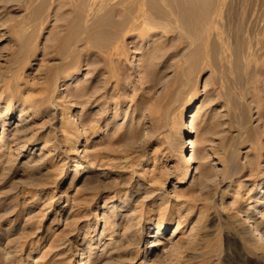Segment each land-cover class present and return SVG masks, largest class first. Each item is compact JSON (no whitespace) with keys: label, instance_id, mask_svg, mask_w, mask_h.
Returning a JSON list of instances; mask_svg holds the SVG:
<instances>
[{"label":"rangeland","instance_id":"obj_1","mask_svg":"<svg viewBox=\"0 0 264 264\" xmlns=\"http://www.w3.org/2000/svg\"><path fill=\"white\" fill-rule=\"evenodd\" d=\"M226 1L0 0V264H264V0Z\"/></svg>","mask_w":264,"mask_h":264},{"label":"bare ground","instance_id":"obj_2","mask_svg":"<svg viewBox=\"0 0 264 264\" xmlns=\"http://www.w3.org/2000/svg\"><path fill=\"white\" fill-rule=\"evenodd\" d=\"M180 1V0H179ZM181 2H182V0H181ZM216 2H217V4H218V12L217 13H219L221 10H226V9H229L231 6H230V4L228 3V1H226V0H216ZM177 3H178V1H177ZM179 4H180V2H179ZM179 4H177V5H179ZM182 5V4H181ZM181 5H179V6H181ZM182 7V6H181ZM253 9V8H252ZM248 14V13H247ZM224 16V15H223ZM216 17V16H215ZM249 17V16H248ZM255 17V16H254ZM179 19V18H178ZM217 19V18H216ZM219 19V18H218ZM223 20H226V19H223ZM178 21V20H177ZM181 21V20H180ZM226 21H224V23H225ZM178 23H176V25H177ZM214 24H216V23H214ZM220 24V23H219ZM228 24V23H227ZM245 24V23H244ZM182 25V24H181ZM247 25V24H246ZM178 26V25H177ZM216 26V25H215ZM219 26H221V25H219ZM219 26H217L218 28H219ZM228 27V26H227ZM229 27H231V25L229 26ZM228 29V28H227ZM230 29V28H229ZM231 29H232V27H231ZM233 30H234V28H233ZM237 30V29H236ZM223 31H225V30H223ZM228 31H230V30H228ZM219 32V31H218ZM236 32H238V31H236ZM239 33V32H238ZM216 34H217V32H216ZM222 34V33H221ZM224 34V33H223ZM225 34H226V32H225ZM243 34V33H242ZM227 35V34H226ZM218 36V35H217ZM225 36V35H224ZM231 35H229V37H230ZM246 36V35H245ZM250 36V35H249ZM228 37V36H227ZM235 37H236V35H235ZM222 38V37H221ZM243 38V37H242ZM248 38V37H247ZM223 39H225V38H223ZM226 40V39H225ZM225 40H223V41H225ZM237 40V39H236ZM241 40V39H240ZM239 39H238V43H237V45H236V47H235V53H236V56H237V59H238V57H239V49L241 48V45L242 44H244V39L242 40L243 41V43H241V41H240ZM248 40V39H247ZM250 40H251V38H250ZM215 41V40H214ZM213 41V42H214ZM227 41V40H226ZM232 41V40H231ZM234 41V40H233ZM216 42V41H215ZM225 43V42H224ZM236 43V42H235ZM259 43V42H258ZM216 44H218V43H216ZM227 44V43H226ZM229 45V47H231V45H232V43H231V45H230V43L228 44ZM235 45V44H234ZM208 46V45H207ZM209 46H213V44L212 45H209ZM244 47V46H243ZM210 48V47H209ZM212 49V48H211ZM217 49V48H216ZM223 49V48H222ZM230 49V48H229ZM243 49V48H242ZM209 50V49H208ZM211 51V50H210ZM223 51H225V50H222V52ZM243 51V50H242ZM212 52V51H211ZM208 53H209V51H208ZM213 53V52H212ZM224 53V52H223ZM225 54V53H224ZM241 55H242V53H240ZM209 55V54H208ZM220 55V54H219ZM213 56V55H212ZM212 56H211V58H212ZM224 56H222V58H223ZM226 57V56H225ZM243 57V56H242ZM241 57V58H242ZM240 58V57H239ZM241 58H240V60H241ZM219 60V59H218ZM221 60V59H220ZM219 60V61H220ZM225 60H227V59H225ZM239 60V59H238ZM258 61V60H257ZM213 62V61H212ZM211 62V63H212ZM222 62H224V61H222ZM256 62V61H255ZM214 65V64H213ZM222 65V64H221ZM245 65V64H244ZM226 66V65H225ZM214 67V66H213ZM222 67V66H221ZM229 68H230V66H228ZM220 68V67H219ZM245 68V70H246V66L244 67ZM225 69H228V68H225ZM231 69H232V67H231ZM215 70V69H214ZM218 70V69H217ZM246 72V71H245ZM222 74V73H221ZM231 74H233V73H231ZM224 76V75H223ZM247 76V75H246ZM221 77H222V75H221ZM224 79V78H223ZM231 80H229V82H230ZM245 84H246V82H245ZM242 89V88H241ZM241 89H240V91H241ZM242 92V91H241ZM196 103H197V99H195L194 100V102L192 103V104H190V106L186 109L187 110V113H188V111H190V113H188V114H186V118L187 117H190L189 119H186L185 118V120H184V122L182 123V127H181V129H182V132H181V137H184L185 135H187V137H189V141L188 142H190V145H191V152L189 151V149H188V145H187V143L188 142H186V146L185 147H182L181 149H180V153H179V155H180V159L183 161V163H184V167H183V169H182V174H181V176H180V182H186V181H189L192 177H193V173H192V169H193V166H192V162H193V156H194V154L196 153V150H197V147H196V144H195V139L193 138V136L191 135V133L193 132V127H194V124H193V111H194V108H195V106H196ZM70 119H73V116H71V118ZM20 125H21V123H20ZM185 140H186V138H185ZM185 140L182 142L183 144L185 143ZM190 152V153H189ZM72 171H76L77 173H79V172H81L82 170H81V166L78 164V163H73L72 164V167L70 168ZM262 182H263V180H262ZM238 216H240V217H242V221H249V225H250V227H251V229H252V233L254 234V236H256V238L257 239H264V235H263V233L260 231V229H259V227H258V225L257 224H250L251 223V219H250V216H248V215H246V213H243V212H239L238 213ZM254 221V220H253ZM101 225H100V223L99 222H97V224H96V228H98V227H100ZM81 257H85V256H81Z\"/></svg>","mask_w":264,"mask_h":264}]
</instances>
